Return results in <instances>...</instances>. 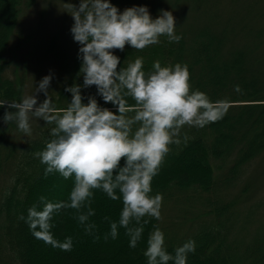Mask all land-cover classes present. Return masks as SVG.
Segmentation results:
<instances>
[{
	"label": "trees",
	"instance_id": "16d2710c",
	"mask_svg": "<svg viewBox=\"0 0 264 264\" xmlns=\"http://www.w3.org/2000/svg\"><path fill=\"white\" fill-rule=\"evenodd\" d=\"M173 1L169 0L166 6H158L157 9L154 0L149 14L155 19V14L161 10L172 12L177 19L176 34L181 36L179 42H169L162 36L159 44L142 51L128 45L123 51L113 50V54L120 59L118 68L134 62L137 57L143 58L146 73L152 70L154 61H159L162 66L179 63L187 66L192 89L205 93L212 102L264 100V5L254 16L263 19L262 27L255 29V34L247 29V36L243 40L244 30L230 26L235 16L232 8L239 4V0ZM261 1L264 4V0ZM207 4L213 8L220 7L210 13L209 20L217 17L220 11L223 13L226 8L231 10L223 26L214 30L200 24L188 34L187 27H182L178 20L184 19V12H190L192 7L194 11ZM242 15L241 19H249L246 12L245 15L242 12ZM7 20L6 28L9 29L12 24L14 31L17 19L13 11L8 12ZM3 36L4 39L0 37V83L3 84L0 96L4 100L0 101L11 102L5 99L19 97L20 100L23 97V80L28 66L25 62H15L13 55V74L11 76L5 72V67L9 65V62L4 64L5 52L16 43L8 46L11 35ZM22 37L18 26L15 38L20 41ZM74 62L82 63L79 53L71 60L70 69L60 67L64 78L56 87L53 101L58 109L66 107L71 101V93L66 92L65 87L71 86L72 76L78 71L74 70ZM240 64H243L244 69H249L245 77L239 75L242 69ZM39 81L36 79L35 83ZM237 85L241 89L239 92L235 90ZM15 89L18 96L13 95ZM81 95L83 103H87L88 97L92 96L100 107L117 111L115 105L103 101L95 85L83 90ZM127 99L129 106L134 105L130 97ZM250 102L230 103L222 119L203 128L184 126L179 137L180 144L169 146L170 151L152 180L150 195L160 194L162 203L171 201L186 207H191L189 204L192 202L196 203L201 213L191 210V216L202 214V217L196 218L189 229L172 232L170 221L169 225L166 222L161 225V219L146 217L147 224L141 221L144 229L142 238L132 248L126 230L118 224L121 201H113L103 191L94 190L90 204L94 215L85 224L78 221V213L72 209L61 210L52 220L54 238L63 242L70 237L73 242L71 251L54 248L35 238L26 223L30 207L35 205L38 210L42 208L41 197L50 202L67 200L68 192L73 187L71 178L65 180L58 173L45 175L46 165L34 155L42 151L51 139L49 132L52 126L38 120L36 124H31L32 135L25 136L17 129L15 122H3L4 112L12 109L0 107V264H147L144 256L146 241L156 228L164 233L169 253L174 254L175 248L189 239L195 241V252L188 255L187 264H264V229L254 233L253 237L237 234L236 230H243L240 228L243 224L233 229L232 224L229 226L225 221L235 215L236 210L222 198L213 196L216 191L220 192L219 187L235 179L230 174L241 172V167L247 164L243 163L244 160L251 159L252 155L264 154V103ZM128 115L133 113L129 112ZM245 117L246 126L239 128L235 135L234 129L244 124ZM235 142L237 145L233 146ZM81 211L86 213L87 207ZM21 216L25 219L21 220ZM179 217L183 218L184 215ZM112 222L118 224L115 239L110 235ZM243 222L246 225L250 223L245 219ZM88 224L94 225L91 231H86ZM130 226L138 225L133 222Z\"/></svg>",
	"mask_w": 264,
	"mask_h": 264
},
{
	"label": "clouds",
	"instance_id": "9594fccd",
	"mask_svg": "<svg viewBox=\"0 0 264 264\" xmlns=\"http://www.w3.org/2000/svg\"><path fill=\"white\" fill-rule=\"evenodd\" d=\"M65 7L74 21L70 29L73 40L80 45L83 87L95 85L103 101L115 105L117 111L100 107L92 96L83 103L78 84L65 87L71 101L58 109L49 95L51 74L19 101H0V107L12 109L4 112L3 122H15L25 136L32 135V118L52 126L51 139L34 155L46 165L45 175L58 173L65 180L73 179L67 200L50 202L41 197L42 208L30 207L26 223L35 238L71 251L70 237L63 242L54 238L52 220L61 210L72 209L78 213V221L85 224L94 215L90 207L94 190H101L111 200L121 201L118 224L126 230L129 246L135 248L144 230L141 221L147 224L146 217L161 219L163 198L150 193L169 146L180 144L184 126L203 128L222 119L229 104L214 103L205 93L193 90L186 65L162 66L154 61L152 70L146 73L143 58L137 57L118 68L120 59L113 50L123 51L128 45L142 51L159 44L162 36L169 42H179L181 36L176 34L172 12L161 10L153 19L146 6L121 12L109 0H80L78 7L72 3H65ZM235 90L241 91L238 85ZM40 93L45 97L42 102L37 99ZM129 97L135 102L132 106L128 105ZM85 207L86 213L81 211ZM133 222L138 226H130ZM118 224L110 225L113 239L118 235ZM93 227L86 225V231ZM195 247V241L189 239L176 247L174 254L169 253L164 233L156 228L147 238L144 256L147 264H187Z\"/></svg>",
	"mask_w": 264,
	"mask_h": 264
},
{
	"label": "rangeland",
	"instance_id": "374dc122",
	"mask_svg": "<svg viewBox=\"0 0 264 264\" xmlns=\"http://www.w3.org/2000/svg\"><path fill=\"white\" fill-rule=\"evenodd\" d=\"M154 0H109L110 3L115 5L121 12L125 8L134 6H146L150 13V5ZM169 0H155L156 8L158 6H166ZM172 3L174 2L173 0ZM239 4L233 7L235 16H233V23L230 26L234 29H243L242 38L247 36L246 30L251 29L254 33L255 29H259L263 22V19L254 17L255 12L260 10L264 5L261 0H239ZM65 3H72L78 7L80 0H0V37L4 39L3 35H11L8 40V46L10 47L6 52L4 58L7 64L5 72L12 76L13 60L12 56H15V62H25L28 66L27 74L23 80V96L32 94L34 92L35 80H41L45 75L53 74V80L50 84L49 95L54 101L56 95V87L62 83L64 74L61 72L60 67L64 69L71 68V60L79 53L80 45L73 40L72 33L70 31L74 21L70 12L65 7ZM175 5V3H174ZM189 5V4H188ZM208 5V4H207ZM189 7L188 9H190ZM193 8V7H192ZM191 8L190 12H184L185 18H181L178 21L182 23V27H187V33L197 28L200 24H204L205 28L219 29L223 26L226 15L231 11L228 8L219 12L214 19H208L210 13L214 10H219L220 7L213 8L210 5L199 6V9ZM13 11L17 24L15 30H12V24L7 29L6 24L8 22V12ZM178 11L177 9H175ZM242 12L249 19H241ZM255 13V14H254ZM160 14V13H159ZM159 14H155L157 17ZM251 17V18H250ZM177 21V19H175ZM212 21V22H209ZM18 26L21 29L23 37L18 41L16 32ZM255 34V33H254ZM264 36V34H263ZM203 37H201L202 39ZM18 41V42H17ZM5 42V41H4ZM6 44V42L4 43ZM250 44V43H249ZM128 60V59H127ZM242 63V62H241ZM246 64V61L244 62ZM241 65L240 74L241 77L248 75L249 69ZM35 67H40L35 69ZM74 70L78 71L72 76V83L81 85V92L93 86L83 87V75L79 70L81 64L74 62ZM2 67L0 68V70ZM238 70V71H239ZM1 74V73H0ZM4 74V73H3ZM2 75V74H1ZM68 77V76H67ZM234 77V76H233ZM264 80V78H263ZM56 82V86H55ZM263 82L261 83V86ZM3 84L0 83V90ZM16 90V89H15ZM17 90L13 93L16 94ZM11 99H5L7 101H19V97H10ZM43 93H40L37 97L38 102L44 100ZM0 100H4V97L0 96ZM230 103H249L250 101H219ZM264 103V100H252L250 103ZM216 103V102H214ZM247 117L243 119L244 124H240L237 129H234L235 135L238 134L239 128L246 126ZM36 118L30 120V124L37 123ZM237 145V142L232 144ZM232 146V147H233ZM251 159L244 160L243 163H247L241 167V172H231V178H235L230 183H226L219 187V191L213 196H218L223 201L231 204V208L236 210L229 220H225L232 228L238 229V225L243 224L242 231L236 230L237 234L244 237H253L256 232H261L264 229V154L253 157ZM249 160H251L249 162ZM224 172H218V174ZM227 173V172H225ZM218 190V189H217ZM69 193V192H68ZM191 207H186L183 204L179 206L171 201L163 202L160 214L161 225L166 222V225H171L172 232L174 230H186L190 228L191 223L199 216H191V210L196 213H201L199 208H196V203H190ZM200 205V204H199ZM202 206V205H200ZM203 207V206H202ZM41 209V208H40ZM187 209V210H185ZM183 214L184 217L179 216ZM244 219L249 220L250 223L244 224ZM234 223L236 225H234ZM246 225V226H245ZM246 230V231H245Z\"/></svg>",
	"mask_w": 264,
	"mask_h": 264
}]
</instances>
